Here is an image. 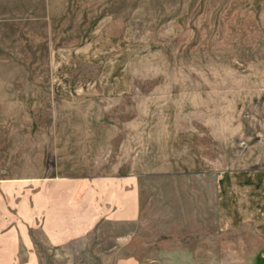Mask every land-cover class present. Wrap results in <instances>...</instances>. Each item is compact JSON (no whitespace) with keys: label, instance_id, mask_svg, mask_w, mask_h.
Wrapping results in <instances>:
<instances>
[{"label":"rangeland","instance_id":"1","mask_svg":"<svg viewBox=\"0 0 264 264\" xmlns=\"http://www.w3.org/2000/svg\"><path fill=\"white\" fill-rule=\"evenodd\" d=\"M37 150L45 177L141 181L139 221L44 264H264L263 217L221 199L216 224L215 198L243 175L264 210V0H0V155Z\"/></svg>","mask_w":264,"mask_h":264},{"label":"crops","instance_id":"2","mask_svg":"<svg viewBox=\"0 0 264 264\" xmlns=\"http://www.w3.org/2000/svg\"><path fill=\"white\" fill-rule=\"evenodd\" d=\"M43 153L37 150L34 156L20 155L23 169L14 173L9 167L12 156L0 155V168H5L0 170L4 174L0 176V264H44L42 256L85 241L104 224H135L140 219L139 172L124 175V170L116 167L101 175L45 177L48 168ZM28 162H34L35 169L28 170ZM217 182L216 224L220 222V200H231L237 202L231 214L234 218L260 215L263 225L259 229L264 231V210L251 212L248 207L247 196L253 187L250 180L243 175H221ZM260 182H256L259 187ZM115 263L161 264L157 259L131 256L119 257Z\"/></svg>","mask_w":264,"mask_h":264}]
</instances>
